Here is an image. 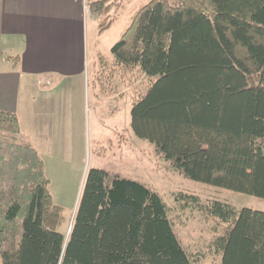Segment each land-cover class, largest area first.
Instances as JSON below:
<instances>
[{
    "label": "trees",
    "instance_id": "obj_1",
    "mask_svg": "<svg viewBox=\"0 0 264 264\" xmlns=\"http://www.w3.org/2000/svg\"><path fill=\"white\" fill-rule=\"evenodd\" d=\"M124 1H89L99 33ZM111 50L112 65L98 56L99 73L112 66L152 78L132 104L139 138L187 178L264 198V0H149ZM0 127L21 134L15 112L0 110ZM50 184L33 145L0 137L3 264L204 263L148 184L88 169L68 236L58 230L63 209ZM178 199L212 221L209 246L222 264H264L263 210L193 194Z\"/></svg>",
    "mask_w": 264,
    "mask_h": 264
},
{
    "label": "rangeland",
    "instance_id": "obj_2",
    "mask_svg": "<svg viewBox=\"0 0 264 264\" xmlns=\"http://www.w3.org/2000/svg\"><path fill=\"white\" fill-rule=\"evenodd\" d=\"M148 1L125 0L118 19L102 34L99 33L100 18L92 14L89 7L86 10L85 68L74 78L75 88L72 89L76 114L75 153L66 160H44L54 201L63 209V221L58 230L66 236L70 233L87 170L105 168L140 180L156 190L167 203L169 217L186 248L202 252L203 264H222L221 254L209 246L212 221L203 219L196 206L183 205L179 194L197 195L202 203L221 200L238 209L251 207L263 211L264 198L187 178L175 170L169 160L158 155L150 141L135 134L131 127L132 104L135 98L147 92L152 78L144 74L136 76L137 71L112 73L110 66L109 70L100 72L94 82V62L102 54L113 64V45L130 25L133 12ZM101 98L104 100L98 102ZM0 137L30 141L29 137L13 134L3 127H0ZM0 264H3L1 255Z\"/></svg>",
    "mask_w": 264,
    "mask_h": 264
},
{
    "label": "crops",
    "instance_id": "obj_3",
    "mask_svg": "<svg viewBox=\"0 0 264 264\" xmlns=\"http://www.w3.org/2000/svg\"><path fill=\"white\" fill-rule=\"evenodd\" d=\"M87 5L86 0H0V110L18 115L21 134L30 138L24 141L44 160L75 153L72 89L85 68ZM98 70L96 60L95 83Z\"/></svg>",
    "mask_w": 264,
    "mask_h": 264
}]
</instances>
